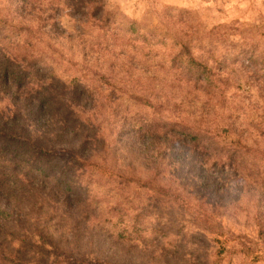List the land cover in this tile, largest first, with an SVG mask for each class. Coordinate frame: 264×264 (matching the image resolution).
Listing matches in <instances>:
<instances>
[{
  "label": "rangeland",
  "instance_id": "1",
  "mask_svg": "<svg viewBox=\"0 0 264 264\" xmlns=\"http://www.w3.org/2000/svg\"><path fill=\"white\" fill-rule=\"evenodd\" d=\"M104 1L109 12L163 40L109 46L65 0H44L38 21L44 32L32 44L63 76L93 87L87 127L106 140L97 152L109 162L127 153L126 165L135 168L120 170L121 178L104 168L85 172L88 214L78 231L84 244L99 243L95 252L133 264H264V0ZM16 6L0 0V20L18 23ZM184 44L212 70L207 89L190 83L184 61L172 57ZM10 110L0 99V111ZM154 121L184 123L224 150L200 148L180 167L167 162L153 176L143 169L144 153L130 151L118 129L126 125L129 134ZM47 212L43 227L61 240L71 222L57 208ZM76 259L95 263L84 252Z\"/></svg>",
  "mask_w": 264,
  "mask_h": 264
},
{
  "label": "trees",
  "instance_id": "2",
  "mask_svg": "<svg viewBox=\"0 0 264 264\" xmlns=\"http://www.w3.org/2000/svg\"><path fill=\"white\" fill-rule=\"evenodd\" d=\"M43 1L16 0L18 23L9 26L8 20H0V99L7 100L12 110L0 111V264H78L76 256L83 252L95 256L94 264H133L118 256L105 258L106 253L93 249L99 243L88 239L86 247L85 235L78 233L82 220L87 219L84 212L88 214L85 198L86 182L90 181L85 172L104 168L109 177L121 178L120 170L135 168L126 165L130 164L127 153L109 162L97 152L106 140L99 130L87 127L90 121L86 117L94 116L89 113L96 103L93 87L66 78L59 67L33 50V41L44 32L38 22ZM65 1L77 16L95 24L109 46H118L120 41L125 50L131 42L151 45V40H163L109 12L104 0ZM172 57L184 61L180 62L181 70L196 87L207 89L205 85L213 84L212 70L194 57L187 44ZM250 63L256 65L254 59ZM96 76L108 81L104 75ZM131 128L129 134H125L126 125L118 130L130 151L144 153L143 169L153 176L159 177L167 162L169 168L180 167L179 161H189L190 152L200 148L224 150L184 123L154 121ZM228 152L229 159H235L232 150ZM211 160L201 162L202 169ZM128 178L132 183L141 181L136 176ZM199 178L195 177V182ZM151 180L153 177H148ZM52 208L71 222L67 235L60 236L62 241L56 239L57 232L43 227L50 222L47 210Z\"/></svg>",
  "mask_w": 264,
  "mask_h": 264
}]
</instances>
